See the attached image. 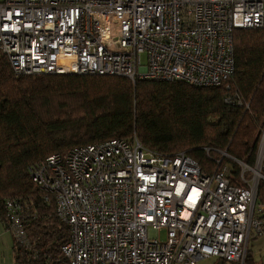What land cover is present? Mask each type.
<instances>
[{
	"label": "built area",
	"instance_id": "1",
	"mask_svg": "<svg viewBox=\"0 0 264 264\" xmlns=\"http://www.w3.org/2000/svg\"><path fill=\"white\" fill-rule=\"evenodd\" d=\"M240 29H264V0H0V52L16 75L218 87L235 72L234 32ZM225 103L241 100L234 94ZM225 157L208 174L185 152H154L133 138L76 147L32 166L33 182L45 202L54 199L69 230L52 262L198 264L217 258L244 264L251 237L264 235V206L257 203L258 182L244 178L256 170L232 159L246 187L236 185L233 166H221ZM5 207L6 229L32 249L22 223L26 208L18 200Z\"/></svg>",
	"mask_w": 264,
	"mask_h": 264
},
{
	"label": "trees",
	"instance_id": "2",
	"mask_svg": "<svg viewBox=\"0 0 264 264\" xmlns=\"http://www.w3.org/2000/svg\"><path fill=\"white\" fill-rule=\"evenodd\" d=\"M235 72L218 87L201 88L184 81H154L117 76L16 75L0 52V221L7 228L6 201L26 209L22 223L33 245L14 241L18 264H61L69 237L55 201L30 176L32 166L55 154L110 140L137 138L147 149L185 152L202 171L215 172L226 152L256 169L262 151L264 176V29L234 32ZM237 94L241 105L226 104ZM233 166L232 181L246 187ZM220 166V167H221ZM247 170L246 180L253 178ZM264 206V178L257 188ZM250 261V263H249ZM248 250L244 264H252Z\"/></svg>",
	"mask_w": 264,
	"mask_h": 264
},
{
	"label": "rangeland",
	"instance_id": "3",
	"mask_svg": "<svg viewBox=\"0 0 264 264\" xmlns=\"http://www.w3.org/2000/svg\"><path fill=\"white\" fill-rule=\"evenodd\" d=\"M141 62H142L143 67L147 66V54L146 53H143L141 55ZM263 144H264V141H263ZM261 149L263 151V146L261 147ZM223 154H226V153H223ZM230 157H225L224 159H228L230 161H232V159H235L232 156ZM255 170H256V174L254 173L253 178L256 182H259L260 179L264 178V176L262 175V156H261V163L256 167ZM160 237L162 240H164L165 232H161ZM248 246H249V252L250 253L253 252L252 264H264V235L257 236V237L252 236L251 239L249 240ZM12 252L13 251L11 250L10 246H7L5 248L2 247L0 249V264H18L15 261V258ZM198 264H235V263H232L229 261H222L217 258H210V259L202 260Z\"/></svg>",
	"mask_w": 264,
	"mask_h": 264
},
{
	"label": "crops",
	"instance_id": "4",
	"mask_svg": "<svg viewBox=\"0 0 264 264\" xmlns=\"http://www.w3.org/2000/svg\"><path fill=\"white\" fill-rule=\"evenodd\" d=\"M10 246L11 250L13 251V255L15 258V254H14V239L13 236L11 235V233L6 229L5 224H3L0 221V249L2 247H7ZM248 250H249V246H248ZM251 258L253 255V252L250 253Z\"/></svg>",
	"mask_w": 264,
	"mask_h": 264
}]
</instances>
